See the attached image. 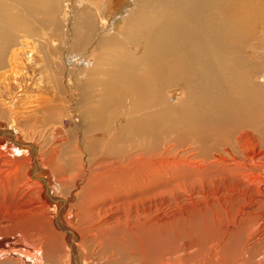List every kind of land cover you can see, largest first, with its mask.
Listing matches in <instances>:
<instances>
[{
    "label": "bare ground",
    "instance_id": "obj_1",
    "mask_svg": "<svg viewBox=\"0 0 264 264\" xmlns=\"http://www.w3.org/2000/svg\"><path fill=\"white\" fill-rule=\"evenodd\" d=\"M63 1L0 0V84L10 77L20 81L7 83L5 87L6 96L15 94L12 99H26L27 110L19 113L16 110L15 121L19 122L21 115L42 109L40 102L35 104L37 99H33V95L39 91L44 70L39 65L40 59L36 60L34 56L48 53L47 68L44 64L50 77L48 80L54 81L60 95L65 94L63 98L69 102L67 113L71 123L83 129L82 136H77L75 131H66L62 121L51 124L47 133L52 135H49L52 142L54 137L59 138L54 143L57 147L50 144V148L42 151L41 144L32 143L31 153L34 158L39 157L33 168L51 169L58 175L56 182L61 186L78 178L88 179L90 185L96 180L102 181L105 192H83L71 209L73 230H67L58 222L56 228L62 232L53 226L58 237L48 236L50 241L47 243L44 242L47 239L44 231L31 232L25 225L19 228L28 232V238L24 235L19 238L20 243L15 247L19 249H11V246L6 249L8 235L0 229L3 238L0 264H124L122 253L110 250L112 255H106L104 246L101 252L105 256L100 253L97 257L100 250L92 246L97 241L110 243V248L117 245V241L133 244L134 248H128L132 251L133 264H153L156 259L166 261L170 257L171 260L165 263L176 264L173 259L177 255L179 258L181 252L186 254L180 256L182 263L179 264H217L219 259H228L225 250L235 237L240 238L242 248L239 247L236 254L232 253L233 264H264V192H240L245 183L239 182V185L236 181L242 176L249 183L259 182L261 187L264 186V0H129L126 4L131 2L132 7L128 6L126 11L123 8L114 19V32L108 38L97 34V27L102 26L100 32L106 30L103 17L115 0H109L106 5L101 0H75L78 11L73 13L70 12L72 4ZM52 30L62 32V36L58 35L61 39L69 35L70 42L66 43L78 52L71 56L61 52L53 45ZM106 44H112L116 50L100 49ZM83 49L85 52H79ZM14 102L11 105L8 102L7 109ZM46 110L51 115L46 120L39 117L45 123L61 111L52 106ZM77 113L80 124L74 119ZM44 132L39 133L40 137ZM174 133L179 136L178 143L167 140ZM1 135L9 136L16 146H22L12 129L0 131ZM179 142L180 148H189L187 153H191V158L202 148L204 162L210 160L211 148L228 145L231 149L225 153L231 150L234 153L230 185L237 184L239 192H229V185H223L221 192H207L212 198L207 197L210 202L206 204L195 198L191 209L201 213L208 210L204 217L212 214L209 224L216 231L219 229L216 237L210 232V225L205 223L204 231L196 238L198 241L186 239L179 248L169 246L161 253H154L153 247H165L171 240L169 234H177L178 238V229L169 230L171 226L174 228L173 218L178 219L179 213L184 211L181 208L187 210L177 202L180 198L175 204H180V212L165 217L161 206H155L159 212L153 215L154 205L139 208V203L125 205L130 214H120L118 218H106L100 210H95H98L99 202L103 205L116 199L114 194L106 192L122 189L119 181L124 183L123 180L132 179L152 183L155 179L162 180L167 177L165 167L179 161L183 170L182 166L189 159L184 157L185 151H178ZM253 145L259 148V153H245ZM212 165L213 161L202 166ZM108 181L114 182L106 186ZM41 182L48 186L45 180ZM31 183L38 185L34 181ZM203 194L197 195L202 197ZM75 195L73 193L71 199ZM108 209L101 208L104 212ZM4 220L0 217V225H4ZM6 225L8 228L9 223ZM204 234L208 238L203 243L199 238L203 239ZM35 238H38L37 242ZM54 238L58 242V238L62 239L67 245L65 254L61 243L54 242L53 245ZM25 244L28 251L20 250L26 248ZM190 250L197 256L195 260L188 261L192 257L187 253Z\"/></svg>",
    "mask_w": 264,
    "mask_h": 264
},
{
    "label": "rangeland",
    "instance_id": "obj_2",
    "mask_svg": "<svg viewBox=\"0 0 264 264\" xmlns=\"http://www.w3.org/2000/svg\"><path fill=\"white\" fill-rule=\"evenodd\" d=\"M68 1L70 4H72L70 12L73 13V12L78 11V9L76 8V3L79 0H76L77 2H75V0H68ZM102 1H103V4L105 3V5H106L109 0H101V2ZM127 1H129V0H115L116 3H114L112 5L111 9L108 10L103 17L104 19H106V23H107L106 30L105 31L101 30V32H100L99 28L101 29L102 26L99 27V25H98L97 34L99 32L101 35L102 34L104 35V38H108L111 35V32H114L112 30L114 19L119 16V13L121 14V10L123 8H124V11H126L129 8L128 6L132 7L131 2H129V5L126 4ZM62 2L64 3L63 0H62ZM124 14H125V12H124ZM94 16H96V15H94ZM101 21H103V20L101 19ZM119 24H121V23H119ZM120 28L121 27L118 26V29H120ZM110 30H112V31H110ZM65 33L68 34V31H66ZM106 33H109V34H106ZM52 35H53L54 40H55L53 45H56L59 50L61 49L60 50L61 52L63 51L67 55L69 53L68 56H71V55L76 54L78 52V50H76V48H74L73 46H69V44H68L70 42L69 35L67 37H63L65 40L63 38L61 39L59 37V36L63 35L62 32L61 33H58V32L54 33V31H53ZM58 38L61 41H59ZM92 39L93 38H91L90 41ZM66 42H68V43H66ZM63 43H65V45ZM90 43L91 42H89V44ZM90 47H93L94 50L96 49V47L94 45H91ZM104 47H106V49L107 48L113 49L112 44H108V45L106 44V46H103L100 49H102ZM115 50L116 49H113V52ZM79 52L83 53L85 51L83 49V51H79ZM96 52H97V49H96ZM44 53L41 52V54H37L34 56L36 58V60L40 59L38 61L39 65L44 70L43 78H41L40 79L41 81H39V83H41V86L38 89L39 91H36L35 94L33 95V99H37V102L34 101L35 104L39 105V102H40L42 109H40V108H37L36 110L33 109L34 111L32 113H34V114L21 115L22 117L20 119L22 121L20 119H19V122L15 121L14 118L16 116V114H15L16 110L18 111V112L16 111V113H19L20 111H24V110L26 111L27 110V106L25 105L26 102H24L26 99L23 97H22L23 99H21V100L18 98H15L16 100L12 99L13 96H15V94H11L12 96H10V95L6 96V94H5L6 88L5 87H6L7 83L13 84L16 82V84H17V82L20 83V81L18 80L17 77H15V78L10 77L9 80H6L0 84V95L2 96L0 98L1 99L0 100V131L8 130V128L12 129V131H15V133H16L17 141L19 143H22V146H19V145L16 146L13 143L12 138H10L9 136H2V135L0 136V217H3V219H6V221L4 220L5 221L3 223L4 225L3 226L0 225V229H4L6 235H8V240H7V242H5V248L7 246H11V249H19L18 247L15 248L17 246V244L20 243L19 238H21L23 235L26 236L25 238H28V236H27L28 232L25 230H21L19 228V227L23 228V226H25V225L29 226L28 229H30L31 232L35 231L36 229H38V231H41V230L44 231L47 234V237L43 235L45 239L47 238L44 241L45 243H47V240L50 241L49 237H51V238L55 237V236L58 237V235H56L55 232L52 230L53 226L55 227L56 231L62 232V230H58L56 228L59 223H60V225L67 228V230L68 229L73 230V223H72L73 221L71 219V217H72L71 209L73 207V204L78 203L81 194L83 192H85V193L92 192L95 194L105 192V189L101 187V184L103 183L102 181L97 182V180H96V181L92 182V184L90 185V184H88V183H90L88 181V179L85 180L84 178H78V180L76 179L74 181H70V183H65V185L61 186L60 183L56 182V178L58 175H55L52 171H50L51 169L48 168V169L44 170L41 166H39L38 170H35V168H33V164L36 162V159H37V161L39 160V157L38 156H36L35 158L33 157L32 153H31L30 146H33V144H38V145L41 144L40 147L42 148L41 149L42 151L47 149V148H50L51 145L53 148L57 147V145H55L54 143L59 138L54 137L53 139L55 141L52 142V137L49 136L51 134L47 133V130H49L51 124H55V123L62 121V127L70 133L72 131H75L77 136H82V129H83L80 126L76 127L75 125H73L71 123V121L68 118V113H67L69 102H65V100L66 101H68V100L63 98L64 97L63 95H65V94L60 95L59 94L60 91L56 89L54 81L48 80V78H50V77L47 75L48 73L46 72V68H47V62H49L50 58L48 57L47 52H46L47 54H44ZM42 55H43V57H42ZM58 57H61V56H58ZM43 59H47L48 61L47 60L45 61ZM44 64H46V66ZM41 72H43V71H41ZM38 77L40 78V76H38ZM105 77H107V76H105ZM86 79L87 78H84V80H86ZM33 80H35V79H33ZM74 81H75V79H74ZM14 85H12V86H14ZM42 86H44L46 88V90ZM10 93H11V91H10ZM58 95L60 97H58ZM13 100L16 102H14ZM17 101H18V103H17ZM8 102H10L9 105H11V103L14 102L12 104L11 108H9V109H7L8 106H6L8 104ZM49 106H52L53 108H55L56 111L61 110V111H65V112H63V114H60L61 111L55 113L51 117L49 123H45L44 121L41 122L40 121L41 118H39V117L45 118L44 120H46V117L48 115H51L46 110V108H48ZM44 108H45V110H44ZM41 112H44V113H41ZM78 116H79V114L77 113V115L74 116V119L76 120L77 124H80L81 118ZM25 120H27L28 122L26 123ZM46 122H48V121H46ZM72 122H75V121L72 120ZM44 123L46 124L45 127H44V125H45ZM41 131L42 132L45 131L47 135L44 132L43 136L40 137L39 133H41ZM170 139H173L172 143H178V141H180L179 136L175 133L171 134L170 137L167 138V140H170ZM27 144H30V145L28 146ZM180 146H181V142H179L178 151H180V150L185 151V153L183 152L184 157L189 159L187 161L188 163L186 161H184V163L186 162L187 164L185 163V165L182 166L183 170H181V162L179 161V162H176L175 164H170V167H165L167 177L163 178L162 180L155 179L154 182H152V183H146V182L144 183L143 181H140V180L136 181V180H132V179L123 180L124 183L119 181V185H121V186L123 185L122 189L120 188L119 191L116 190L117 193H116V191L115 192H106L109 194H114L116 199L109 200L103 205L99 204L100 203L99 202L97 204L98 210H95V211L100 210L102 212V214H104V216H107L106 218H108V217L115 218V217L119 216L120 214L124 215V216H127L128 214H130L129 212L127 213L128 209L125 208V205H128L129 203H133L132 204V206H133L135 203H139V208H141L144 205L145 206H147V205L153 206L154 205L153 206L154 207L153 215H157L159 212V209L156 210L155 206L156 207L161 206V210L163 209L162 210L163 211L162 216L165 217L167 215H170L171 213H172L171 216L175 212L179 213L180 208H181L180 204L183 205V207L185 206V208H187V210L184 208H181L184 211L181 210L183 212L179 213L180 216L178 219L170 217V218H173L175 220V224L173 225L174 228L171 226L169 231L171 232V231H175V229H178L179 230L177 232L178 238H176L177 234H175V235L172 233H171L172 235L169 234L168 239L169 240L171 239V240L166 244L165 247H162V246L153 247L152 252H154V253H161L164 250V248H168L169 246L171 248H177L182 243V241L186 240V239H188V240L193 239V240L198 241V239H196V238L200 237V234L204 231L203 228L205 227V223L209 224V222L211 220L210 216L212 217V214H210L208 217H204L203 214L208 212V210H206L204 213L203 212L201 213L200 210L198 212L195 209H191V206L194 205L195 198H199L198 201L203 200L201 203L206 204L207 202H210V200H207V197H209L208 199L212 198L209 194H207V192H221L220 187H222L223 185H229V192H239L238 186L236 187L237 184L235 186L230 185L231 181L233 180L231 169L234 168V166H232L233 165L232 161L234 159V153L232 150H231V152L225 153V151L227 149H231L228 145L220 146L218 148H214V147L211 148L210 149L211 158H210V160H208L206 162H204L205 156H204V150L202 148H200L196 151L195 156H193L194 158H191V156H190L191 153H187V152H189V150H188L189 148L187 146H185L184 148H180ZM40 147H39V149H40ZM245 153H247L248 155H251L254 153L257 154V153H259V148L254 146V145L250 146V148L247 150V152L245 150ZM227 158H228V160H227ZM223 160H225V161H223ZM211 161L214 162V165H212L213 167L207 168V167L202 166L204 164L210 163ZM169 162H171V161H169ZM187 166L190 168H188ZM204 168H205V171H204ZM187 169H189V170H187ZM211 169H213V170H211ZM180 171L183 173V175H182V173H180ZM187 171H188V173H187ZM199 171H201V173ZM202 171H203V173H202ZM73 173H75V172H73ZM53 175H54V177H53ZM68 175L70 177H73L72 174H68ZM238 178L240 179V180L239 179L236 180L238 183L239 182L241 184L245 183L243 185L245 187L243 189L244 191L242 190L240 192H248V191L249 192H256V193L264 192V186L261 187V185H259V182H256L253 184V182L249 183L246 177L242 178V176H240ZM44 180L47 182V185H48L47 187H45L44 185H41V183H42L41 181H44ZM31 181L37 182L38 185H34L35 183L34 184L31 183ZM82 182H84V183L82 184ZM112 182H114V181H108L106 186H109V185L111 186ZM240 183H239V185H241ZM247 183H249V184H247ZM245 185L246 186L248 185V189L246 188ZM124 187H125V189H124ZM234 187H235V189H234ZM249 187L252 189L251 191H250ZM236 188H238V190H236ZM106 190L110 191L111 189H106ZM199 192L204 193L203 196L201 195L204 199L197 195V194L200 195ZM73 193L76 194L75 195L76 197H73L71 199ZM77 193H78V195H77ZM129 193L132 195H130ZM205 193L207 195H205ZM166 195L167 196L169 195L171 197H169V196L167 197ZM100 197H98V198L101 199L102 201L105 200V199L100 198ZM165 198H167V199L169 198V199L166 200ZM177 199L180 200L177 202H179V203L181 202L179 205H175ZM50 200H53L54 202L50 201ZM162 200L163 201L166 200V201H164V203H166L167 205L162 203ZM198 201H196V202H198ZM153 202H154V204H153ZM55 203H57V204H55ZM83 204L86 206V202H83ZM171 204H172V206H171ZM175 206H178V207H175ZM164 207L167 208V211H165L166 209L164 210ZM101 208H109V209L106 212H104L103 210H101ZM174 208L177 210H174ZM116 209H117V211H115ZM189 210H191V211H189ZM190 212L192 214L195 213L194 214L195 216H193L192 214H189ZM197 213L199 216L197 215ZM188 214L193 217V218L190 217V219L192 218V220L189 219ZM196 215H197V219H196ZM186 216L188 217V219ZM122 220H126V219L122 218ZM197 220H199V221H197ZM195 221L197 224L195 223ZM200 221H202L204 223L202 224V222H201V225H200ZM7 222L9 223L8 228H6ZM178 223H180V224H178ZM39 224H41V225H39ZM176 226H177V228H176ZM210 228H211L210 232L216 237L217 234L219 233V229L216 231L215 228L211 225H210ZM234 229L236 230V225H235ZM204 235H205L204 238H206V239H204V238L200 239L199 238L200 242H203V240H204V242H206L208 235H206V234H204ZM30 237H32V236L30 235L29 238ZM57 237H55V238H57ZM55 238L53 239L54 240L53 245H54V242H55V244L61 243V248L64 249V254H65V251L67 249V245H65L62 242V239L60 240V238H58L59 239V242H58ZM238 238L239 237L232 238L234 241L231 240L232 244L225 250V253H227L226 257L228 259H226V261L224 259H219L218 263H220V261H221V262H225V264H233L235 259L233 261L231 260L232 256H233L232 253L236 254L237 253L236 250H239L242 248L241 247V241L239 240L240 238L239 239ZM2 239L3 238H1V236H0V241H3ZM37 239L38 238H35L36 242L38 241ZM178 239H179V241H178ZM69 240L72 242L76 241L75 238L74 239L69 238ZM109 244L108 243L102 244L101 241H97L95 245H92L93 247L97 246L96 248H98L100 250L99 251L97 249V251H99L97 257H99L100 253H102L101 252L103 250L102 247L104 246L105 252L107 253L106 255L111 254L112 251L113 252L119 251V253H122L124 258H125L124 264H128V263L133 264L134 260L131 258L132 251L131 250L129 251V249H128V248H130V249L134 248L133 244L122 243V242L117 241V245L114 244L112 246L113 249L110 248L111 244L110 245ZM22 245H24V244H22ZM24 247H26V248L22 247V248H20V250L28 251V247L26 246V244ZM208 247H209V245L204 248V251H206V249ZM106 248L107 249L109 248V250H107ZM2 249L0 248V252ZM110 250H112V251L110 252ZM78 251L80 252L79 249H78ZM230 252H231V254H230ZM70 253H71V251H70ZM187 253L189 255H192V257L190 256V258H189L190 260H188V261L195 260L197 258V256L193 255V250H190ZM183 254H186V253L181 252L179 255V258L177 255L175 257L176 259L175 260L173 259V261L174 262L176 261L175 262L176 264L182 263V259L180 256ZM74 255H75L74 252H72V257ZM78 255H80V253ZM101 256L104 257L105 255L102 253ZM128 258H129V261H128ZM169 259L171 260V257L168 258V260ZM168 260H166V261H168ZM125 261H126V263H125ZM166 261H162L161 259H156L153 262V264H167V263H165ZM177 261H178V263H177ZM185 263H186V260H185ZM171 264H173V263H171ZM249 264H253V262H250Z\"/></svg>",
    "mask_w": 264,
    "mask_h": 264
}]
</instances>
